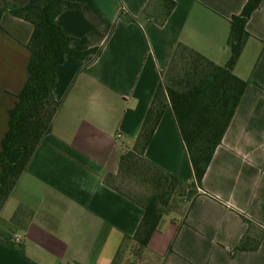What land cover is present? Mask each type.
I'll return each mask as SVG.
<instances>
[{
  "label": "crops",
  "instance_id": "obj_1",
  "mask_svg": "<svg viewBox=\"0 0 264 264\" xmlns=\"http://www.w3.org/2000/svg\"><path fill=\"white\" fill-rule=\"evenodd\" d=\"M25 5L29 0H6ZM56 23L78 51L55 67L61 107L0 211V264H111L143 208L105 183L131 148L173 50L184 43L219 65L229 57V19L247 0H174L159 23L151 0H66ZM3 0H0V6ZM251 37L233 67L249 83L221 144L196 185L170 107L145 157L178 176L194 198L163 217L147 252L157 264H264V0L246 24ZM33 25L0 17V150L8 110L24 84ZM253 222L259 247H233ZM18 237L19 247L4 236ZM15 242V241H14Z\"/></svg>",
  "mask_w": 264,
  "mask_h": 264
},
{
  "label": "trees",
  "instance_id": "obj_2",
  "mask_svg": "<svg viewBox=\"0 0 264 264\" xmlns=\"http://www.w3.org/2000/svg\"><path fill=\"white\" fill-rule=\"evenodd\" d=\"M153 1L158 3L159 8L149 9L148 15L162 23L174 8L175 1ZM261 1L247 0L240 13L230 17L226 41L229 57L225 64L215 63L184 43L176 44L168 65L162 72L164 83L161 79L153 93L133 146L121 151L117 172L104 175L106 184L143 208V215L135 232L123 238L111 264L126 243L136 247V251L147 250L163 217L177 212L185 200L194 198L197 194L198 188H192L178 176L145 157L146 147L168 106L184 142L196 185L202 187L207 167L221 144L249 83L235 75L233 67L251 37L246 29L247 21ZM76 6L78 5L66 0H29L22 6L3 0V5L0 6V17L7 10L13 16L33 25L27 43L30 52L26 65L27 77L16 94L14 105L7 112V128L1 139L0 211L20 175L27 168L37 146L50 133L55 116L60 110L61 102L53 95L55 67L67 55L83 59L91 53L99 52L98 47L76 50L72 44L73 38L66 35L56 23L55 19L62 10ZM136 168L142 169L143 174L139 178L150 186L147 196L132 195L121 187L125 176L134 173ZM242 218L247 229L233 249L255 250L259 247L261 238L250 234L254 224L245 216ZM11 236L8 233L4 239L18 248L20 245L11 240Z\"/></svg>",
  "mask_w": 264,
  "mask_h": 264
},
{
  "label": "rangeland",
  "instance_id": "obj_3",
  "mask_svg": "<svg viewBox=\"0 0 264 264\" xmlns=\"http://www.w3.org/2000/svg\"><path fill=\"white\" fill-rule=\"evenodd\" d=\"M161 79L164 83V77ZM140 174H143L142 169L136 168L134 173L125 176V181L122 182L121 187L132 195L140 194L147 196L150 193V186L147 182L141 181L139 178ZM113 264H157V260L146 250L136 251V247L126 243L123 245Z\"/></svg>",
  "mask_w": 264,
  "mask_h": 264
},
{
  "label": "built area",
  "instance_id": "obj_4",
  "mask_svg": "<svg viewBox=\"0 0 264 264\" xmlns=\"http://www.w3.org/2000/svg\"><path fill=\"white\" fill-rule=\"evenodd\" d=\"M14 241H15L16 243H19L20 239H19L18 237H16V238L14 239Z\"/></svg>",
  "mask_w": 264,
  "mask_h": 264
}]
</instances>
